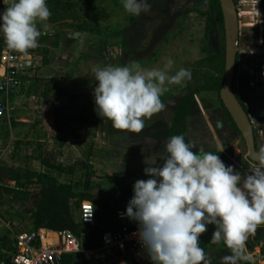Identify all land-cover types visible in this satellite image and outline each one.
<instances>
[{"label":"rangeland","instance_id":"rangeland-1","mask_svg":"<svg viewBox=\"0 0 264 264\" xmlns=\"http://www.w3.org/2000/svg\"><path fill=\"white\" fill-rule=\"evenodd\" d=\"M76 1L78 5L64 12L59 21L48 29L41 28L43 34L39 39V47L29 50L28 57L22 55L31 65L29 71L27 68L19 74L21 85L11 95L13 97L10 99L8 116L16 125L10 128L9 139H0V168L40 174L48 172L45 165L47 160L67 169L73 167V175H54L63 183H77L85 179L88 166L94 187L99 186L108 191L111 186L106 176L145 169L148 165L135 161V149L128 134L112 136L106 131L108 121L102 120L95 110L93 91L96 81L93 70L107 65H119L121 42L113 35L138 17L127 14L120 0ZM173 1L183 10L209 11L208 0ZM235 1L241 17L242 14L256 13L255 17L250 16L254 23L251 27L257 30L256 36L264 43V0ZM244 5H254L255 11L244 13ZM207 19L197 13L190 14L174 30L169 41L159 48L157 58L143 61L138 66L142 69L163 68L166 61L172 59L174 65L170 74L179 68H192L208 56L207 49L211 40L206 36ZM44 33L51 34L46 43L42 42ZM216 38L221 40L220 30ZM217 41L220 44L219 40L215 41L216 44ZM186 82L182 85H166L162 101L176 93L181 96L179 92L186 87ZM48 90L50 92L46 96ZM170 115L165 108L147 120L145 128L161 118L170 120ZM80 118L90 123L83 126L79 122ZM190 137L195 144L208 150L224 151L223 142H226L229 149L233 148L236 158L242 153V141L235 142L236 135H233L221 116H216L213 121L205 114L202 119L192 121ZM259 145L264 148L262 141H259ZM136 150L139 156H144L145 149ZM9 184L14 186L13 183ZM35 188L33 186L31 190ZM11 205L12 197H3L0 201V264H5L1 258L3 248L11 244L15 249L16 235L33 227L31 221L14 217ZM78 209L79 204L72 206L75 217ZM214 231L215 226L209 225L207 232L200 237L201 247L207 257L221 250V243H211ZM246 246L254 257L253 261L262 264L258 246L264 247V229L251 235ZM8 253L10 256L12 251ZM147 258L145 253L140 259L142 264H146ZM136 259V255L129 250H119L105 253L97 261L98 264H141Z\"/></svg>","mask_w":264,"mask_h":264},{"label":"clouds","instance_id":"clouds-1","mask_svg":"<svg viewBox=\"0 0 264 264\" xmlns=\"http://www.w3.org/2000/svg\"><path fill=\"white\" fill-rule=\"evenodd\" d=\"M120 2L134 17L152 10L150 0ZM50 17L48 0H11L0 12V34L9 49L28 57L43 34L38 24L47 29ZM173 65L168 59L163 68H95L97 115L116 130L143 133L145 122L165 110L161 96L166 85H182L192 77L186 68L170 74ZM195 147L184 135H173L163 154L146 158L144 174L149 178L134 183L125 215L137 224L151 264H212L200 241L209 225L215 226L211 243L222 242L230 251L221 264H252L246 242L264 224V149L242 175L220 155Z\"/></svg>","mask_w":264,"mask_h":264},{"label":"trees","instance_id":"trees-1","mask_svg":"<svg viewBox=\"0 0 264 264\" xmlns=\"http://www.w3.org/2000/svg\"><path fill=\"white\" fill-rule=\"evenodd\" d=\"M150 2L152 3L151 12L133 20L127 27L113 35L115 39L121 42L122 56L118 61L119 66L138 65L143 61L155 60L159 48L169 41L171 34L180 26L181 22L193 13L208 18L206 36L211 40L207 49L208 56L198 61L192 68H187L191 70L192 77L186 82V87L179 92L182 95L176 93L163 101L166 110L171 114L170 120L158 119L139 135L116 130L112 127L110 121L106 125V131L112 136L128 134L130 143L136 151V153L134 151L135 161L139 160L140 163H145L146 158L156 153L163 154L165 143L173 135L182 134L186 142H193L190 137V123L192 121L202 119L205 114L213 121L216 116H221L223 121L231 128L233 135H236L235 142L242 141L241 155L236 158L233 148L230 147L229 149V144L226 142H223L224 151L203 148L205 151L220 155L226 165H233L242 175L245 174L249 170L251 162L246 159L247 148L241 133L221 100V91L225 83L226 46L224 17L220 0H208L209 11L204 13L194 9L183 10L173 0H150ZM76 6V4H71L68 1L48 0V7L51 11V17L47 21L48 27L59 21L64 12ZM5 8L0 3V12ZM38 27L43 28L40 24H38ZM219 30L222 33L221 40L216 38ZM212 36H214V40ZM50 38V33L48 35L44 33L42 42L46 43ZM216 40H219L220 44L218 41L216 44ZM6 50H9V48L6 46L2 34H0V68ZM17 54L22 55L18 52ZM3 74V71H1V75ZM49 92L50 90L45 95L48 96ZM235 93L240 102L245 105L246 100L249 98L247 93L239 94L236 87ZM79 122L83 126L90 123L89 120L84 118H80ZM15 125L14 120L9 117L0 119V139H9L10 128L13 129ZM256 140L257 151L260 152L262 148L259 145L258 135ZM195 145L194 151L201 148V146ZM136 148L145 149L144 156H139ZM158 163L162 164L163 161L160 160ZM45 165L48 172L40 174L28 171L22 173L0 168V201L3 197H12L11 209L14 212V217L22 221L32 222L33 227L26 232L36 231L42 237H47L51 241L58 234L64 232H71L81 241L86 236V241L83 243L85 251L99 250L102 247V238L105 233L119 232L122 229V223L118 221L117 217L118 212L127 208L134 194V183L137 180H147L149 178L144 174V169L118 172L112 176H106L111 189L104 191L99 186L94 187L88 166H86L85 179L77 183H63L54 173H57L60 177L66 174L73 175L75 169L73 167L67 169L47 160ZM9 183H13L14 186ZM33 186L36 188L31 190ZM95 190L96 193H93ZM82 202L93 204L97 222L95 227H89L76 220L72 206L75 204L80 206ZM128 227L130 231H138L135 222L129 221ZM261 228L264 229V224L258 226L257 230ZM258 247H260L262 264H264V247ZM2 251L4 252L1 258L4 259V263L12 264L11 261L16 253V248L13 249L10 244L8 248L4 247ZM10 251H12V254L8 256ZM229 254L230 251L221 242L220 252L208 258L211 259L212 264H221L222 257ZM82 258L83 255H65L61 264H89ZM252 264H258V262L253 261Z\"/></svg>","mask_w":264,"mask_h":264},{"label":"built area","instance_id":"built-area-1","mask_svg":"<svg viewBox=\"0 0 264 264\" xmlns=\"http://www.w3.org/2000/svg\"><path fill=\"white\" fill-rule=\"evenodd\" d=\"M11 0H0L3 7H7ZM31 65L23 59L22 55L14 50H6L1 61L3 76L0 77L2 99L0 100V119L9 117L10 98L14 90L21 85L19 74L24 73ZM10 118V117H9ZM251 124L259 132L258 125L249 115ZM126 209L117 214L118 221L122 223L119 232H107L102 238V247L96 251H85L83 242L77 239L71 232L58 234L53 241L42 237L40 233L23 232L16 235V253L12 257V264H61L65 255H83V260L97 261L96 255L111 254L113 251L129 250L137 257V262L144 256L146 251L139 242L138 231H130L125 215ZM76 220L89 227H95L96 211L92 203L82 202L79 206Z\"/></svg>","mask_w":264,"mask_h":264},{"label":"water","instance_id":"water-1","mask_svg":"<svg viewBox=\"0 0 264 264\" xmlns=\"http://www.w3.org/2000/svg\"><path fill=\"white\" fill-rule=\"evenodd\" d=\"M225 29L226 70L225 83L221 91V100L231 115L245 142L246 159L251 162L258 160L260 152L257 151L256 130L251 124L249 115L264 131V43L257 37V30L251 27V17H241L239 7L235 0H220ZM244 13L254 12V5H244ZM241 54L255 61V71L250 85L246 89L248 99L243 105L235 93V79H237L238 57ZM255 55V58L254 56ZM251 83L253 84L251 86ZM251 98V99H250ZM86 241V236L82 242Z\"/></svg>","mask_w":264,"mask_h":264},{"label":"flooded vegetation","instance_id":"flooded-vegetation-1","mask_svg":"<svg viewBox=\"0 0 264 264\" xmlns=\"http://www.w3.org/2000/svg\"><path fill=\"white\" fill-rule=\"evenodd\" d=\"M250 54H241L239 56V65L237 71V78L239 77V68H242V80L244 81V85H246V89L250 85V81L252 80V75L255 71V61L254 59L249 58ZM255 58V55H253ZM237 82V80H236ZM253 84L251 83V86ZM236 87V85H235Z\"/></svg>","mask_w":264,"mask_h":264},{"label":"crops","instance_id":"crops-1","mask_svg":"<svg viewBox=\"0 0 264 264\" xmlns=\"http://www.w3.org/2000/svg\"><path fill=\"white\" fill-rule=\"evenodd\" d=\"M63 1H68V2H71V4L78 5L76 0H63ZM1 71H3V70L0 68V77L3 76V75H1ZM236 91L239 94L246 92V85H244V81L242 80V68L241 67L239 68V77L237 78V82H236ZM258 130H259V127H258ZM259 132H262V131L259 130ZM258 137H259V141H262L264 143V133H263V135L258 134ZM102 257H103L102 255H98V254L96 255V258L98 260H99V258H102ZM82 260H83V258H82ZM84 261L88 262L89 264H98V261H95V260H93L92 262H89L87 260H84ZM146 261H147L146 264H151L149 257L147 258ZM139 262H141V260ZM141 264H142V262H141Z\"/></svg>","mask_w":264,"mask_h":264},{"label":"bare ground","instance_id":"bare-ground-1","mask_svg":"<svg viewBox=\"0 0 264 264\" xmlns=\"http://www.w3.org/2000/svg\"><path fill=\"white\" fill-rule=\"evenodd\" d=\"M244 16H252V17H255L256 16V13H253V14H242V17H244Z\"/></svg>","mask_w":264,"mask_h":264}]
</instances>
